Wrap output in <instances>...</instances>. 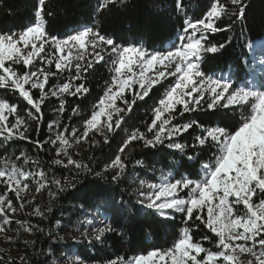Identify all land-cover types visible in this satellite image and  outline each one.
Here are the masks:
<instances>
[{
    "label": "snow or ice",
    "instance_id": "snow-or-ice-1",
    "mask_svg": "<svg viewBox=\"0 0 264 264\" xmlns=\"http://www.w3.org/2000/svg\"><path fill=\"white\" fill-rule=\"evenodd\" d=\"M126 4L127 0H101L95 12L103 14L105 10L111 11L113 7ZM248 7L245 0H210V7L201 18L183 20L181 30L171 41L173 47L164 50H149L143 43L119 44L114 37L102 34L95 25L75 27L64 38L50 35L46 17L53 16V12L48 9L47 0H37L33 11L34 22L19 30H0V89L18 91L35 110V114L28 111L25 119L16 114V104L10 103L7 98H0V149L3 153L8 152L15 139L33 142L27 135L31 130L29 121L42 122L41 104L49 92L58 97L87 94L89 88L83 82L76 84L75 81L85 80V74L93 65L104 61L111 65L113 72L111 84L105 92L112 108L107 113V119L101 123L104 115L102 106L105 104V100L101 99L99 110L93 111L91 118L84 121L81 136H77L79 129L76 126L71 127L69 134V125L65 124L61 131L60 122L54 120L48 125L51 135L47 140L41 142L37 139L34 142L40 149L45 144H59L56 155L67 159L64 167L74 166L91 171L87 165L73 159L69 151L73 142L87 138L90 131L103 135L106 128L108 132H113V113L119 116L115 121L116 129H119L125 116L119 115L124 109L115 107L117 100L123 101L130 112L137 99L148 97L155 85L168 77L175 78L174 85L164 92L152 109L153 118L147 128L151 137L144 132H133L119 151L123 152L132 141L141 140L145 148L166 146L170 150H178L193 165L199 162V171L195 174L186 173L177 177L175 171L169 169L161 174L158 182L140 179L136 204L153 211L160 218L161 226H167V221L174 220V213L184 214L186 223L194 218L214 235L215 247L219 250L203 246L205 241L212 242L210 236L204 235L200 241H194L190 228L185 227L172 247L154 248L147 254H137L127 260L117 257L108 264H220L221 260L223 264H237L239 253H247L254 258L248 264H264V77L259 84L253 82L234 86L231 69L214 78L215 74L209 76L201 66L206 54H216L232 43L231 39L211 43L209 35L232 31L237 23L246 28ZM172 11L186 16L183 0H174ZM218 22L223 26H218ZM261 43L264 44V40ZM49 45L51 49L47 47ZM53 63L56 72L43 66ZM14 65H23L26 70L18 72ZM136 68H139L138 74ZM64 72L68 73L67 82L54 85L46 92L49 78ZM134 84L139 85V90L134 92L129 102L124 93L131 91ZM25 85L39 89L40 99L35 100ZM205 107L213 113L223 110L224 114L214 126L206 127L195 119L173 123L185 113H194ZM78 108L72 109L73 116L80 115ZM64 111L65 100L61 98L58 112ZM14 114L15 122L10 123L8 116ZM230 121L236 122L234 129L229 128ZM194 127L199 129L194 142L191 145L186 141L180 142L184 134ZM35 130L39 133V125ZM104 139L107 142L108 137L105 135ZM204 148L214 149L208 161H200L197 149ZM21 158L24 164H40L39 160L23 152L16 156V160ZM53 163L63 164V160L55 159ZM4 165L0 168V183L14 192L17 200L21 199L22 192L28 190L29 185L25 181L30 177L36 180L38 192L49 185L54 186L55 191L49 193L53 199L68 188L78 190L77 184L67 177L63 180L54 175L49 178L43 168L36 172L24 171L9 158L4 160ZM137 166H142V162L137 161ZM110 167L118 169L112 175V181L121 182L127 178V164L120 155L115 157ZM239 205H243L246 211L240 213ZM24 207L25 202H21L20 209ZM119 207L123 210L125 206L121 202ZM51 211L49 207L47 212ZM16 212L8 192L0 194V232L12 223L9 214ZM32 214L45 217L39 206ZM38 227L29 225L27 230ZM113 231L115 229L108 225L96 228L95 240L101 241L106 233ZM72 264H85V260L76 254Z\"/></svg>",
    "mask_w": 264,
    "mask_h": 264
},
{
    "label": "trees",
    "instance_id": "trees-1",
    "mask_svg": "<svg viewBox=\"0 0 264 264\" xmlns=\"http://www.w3.org/2000/svg\"><path fill=\"white\" fill-rule=\"evenodd\" d=\"M100 2L101 0H47L48 9L53 12V16L46 17L48 33L64 38L75 27L85 24L95 25L102 34L114 37L119 44L143 43L149 50H164L167 44L172 45L171 41L181 30L185 18L195 21L210 7V0H183L186 8L185 16L172 11L174 0H127L126 6L113 7L111 11L105 10L101 14L95 12ZM245 2L249 5L246 9L247 27L237 23L232 31L209 35L211 43L218 44L228 39H231L232 43L216 54H206L201 65L209 76L215 74L214 78L231 69L234 86L247 84L250 75L255 74L257 66H252L251 59L254 53H251L248 44L253 45L259 41V48L264 47L261 43L264 40V0H245ZM36 3L37 0H0V30H19L34 22L36 18L33 11ZM224 22H227L226 18ZM218 26L223 25L218 22ZM242 31L243 35H241ZM47 47L51 49L50 45ZM37 64L39 65L40 62L37 61ZM43 66L52 72L57 71L54 63ZM13 67L21 73L26 70L23 65ZM85 77V80H77L75 83L83 82L90 90L87 94L77 96L65 94L63 97L52 96L49 90L54 85L67 82L68 73H58L50 77L45 86V91L49 92V95L41 104L43 120L29 121L31 130L27 135L33 142L15 139L11 142L7 153H3L0 149V168L5 166L4 160L9 158L24 171L36 172L39 168H43L49 178L53 175L62 180L67 177L77 184L78 189L68 188L53 199L49 193L55 191L54 186L49 185L38 192L36 180L30 177L25 181L29 185L26 197L17 200L15 193L0 183V194L8 192V198L17 208V212L10 215L12 223L1 232L5 235V239L0 237V264H53L54 261L58 264L67 255L75 259L76 254L84 258L85 264H108V261L117 257L127 260L137 254H147L154 248L172 247L185 227L190 228L194 241H200L204 235L210 236L212 242L205 241L203 246L218 251L219 249L215 247L214 235L194 218L186 223L184 214H173L175 219L167 221V226H161L160 218L153 211L140 208L136 204L140 179L158 182L161 174L167 173L169 169L174 170L177 177L180 174H195L199 171V162L193 165L178 150H170L166 146L157 149L145 148L141 140L132 141L123 152L119 151L133 132H144L151 137L152 134L147 132V128L153 118L152 109L157 106L164 92L173 85V78L155 85L150 90L149 96L143 100L137 99L130 112L123 101L117 100L116 107L124 109L119 115L125 116L120 128L116 129L114 122L113 132H108L105 128L103 135L94 131L89 133L80 152L71 148L70 154L73 159L87 165L91 171L77 169L74 166L64 167V163L54 164L53 161L58 159L56 148L59 144L55 146L45 144L43 149L37 147L34 143L37 139L44 142L51 135L48 132V125L54 120L60 122L61 131L65 124L69 125V134L71 127L76 126L79 129L77 136H81L84 131V121L91 118L92 112L96 111L99 101L105 96L107 87L111 84L113 77L111 65L104 61L94 64ZM262 77L264 74L258 73L256 77H252V80L258 79L261 82ZM25 87L30 90L35 100L40 99L39 89H31L30 85ZM136 91L137 88L127 90L124 93L125 99L131 102ZM0 98H7L10 103L16 104V114L25 119L28 111L35 114V110L27 104L18 91L0 89ZM61 98L65 100L63 113L58 112ZM77 106L80 115L73 116L72 109ZM223 114V110L213 113L205 107L194 113H185L173 123L195 119L206 127L214 126ZM70 116L71 120H69ZM15 118V114L10 115L9 122L14 123ZM118 118L117 115L115 121ZM37 125H39V133L35 130ZM228 126L234 129L237 125L235 121H230ZM197 134L199 129L194 127L184 134L180 142L186 141L191 145ZM105 135L108 137L107 142L104 139ZM197 151L200 152V161H208L214 149L204 148ZM21 152L39 160L40 164L31 162L24 164L23 158L16 160V156ZM117 155H120L127 164V178L121 182H114L111 179L118 171L117 168L110 167ZM137 161H141L142 166H137ZM96 173L101 175L97 176ZM21 202H25L22 210ZM121 202L125 206L123 210L119 207ZM37 206L45 212L44 218L32 214ZM49 207L52 209L50 213L47 212ZM237 208L240 213L246 211L242 205ZM95 213L105 216L108 226L113 227L115 231L106 233L101 241L80 245L69 243L68 232L77 227L81 218ZM16 221L24 223L19 224ZM29 225L39 227L27 230ZM196 225L198 227H195ZM60 237L63 239H59ZM4 247L16 252L19 258L11 257Z\"/></svg>",
    "mask_w": 264,
    "mask_h": 264
},
{
    "label": "rangeland",
    "instance_id": "rangeland-1",
    "mask_svg": "<svg viewBox=\"0 0 264 264\" xmlns=\"http://www.w3.org/2000/svg\"><path fill=\"white\" fill-rule=\"evenodd\" d=\"M170 47H173V45L171 44H167L165 46V49H168ZM261 51V52H260ZM251 52H253V56L252 58V65L257 66L255 68V74L252 76L258 75V73H263L264 74V47H260L258 46V44H253L251 46ZM259 53V54H256ZM135 72L138 74L139 73V68L135 69ZM151 73H149L150 75ZM138 78V76L136 77ZM173 78L174 79V83H175V78L174 77H168L165 80H169ZM260 78V77H259ZM163 80V81H165ZM251 81H249V84ZM253 82H255L256 84H259L260 80H254ZM252 82V83H253ZM173 83V85H174ZM133 88H137V90H139V85L138 84H134ZM127 91V90H126ZM125 91V92H126ZM102 99L105 100V104L102 106L104 109V115L101 117V123H103L106 119H107V113L109 111H112V108L110 106V101L104 96ZM117 102V101H116ZM116 102H115V107H116ZM99 110V107L97 105V109L96 111ZM7 114V113H6ZM116 114L113 113L112 116V121L111 123L115 122V118H116ZM10 115L8 116V121H9ZM92 131H90L89 133H91ZM84 143H85V138L84 139H80L79 142H73L72 144V149H74L76 152H80L83 147H84ZM71 148L69 149V151L71 150ZM58 159H62L64 164H67V159L64 157H58ZM112 168V167H111ZM114 169V168H112ZM26 191L21 193V198H25L26 196ZM181 195H184L183 193ZM243 206V205H242ZM174 214H181V213H174ZM9 215H13V214H9ZM105 225H108V221L107 218L99 213H95V214H89L87 217L85 218H81L80 222L78 223L77 227L74 229H71L68 234H67V241L71 244H84V243H90V242H97L95 240V229L99 228V227H104ZM0 237H2V239H5V235H3V233L0 232ZM5 250L8 252V254H10L11 257L18 259L19 256L16 252L12 251L11 249H9L7 247H4ZM254 258L251 257L250 254L247 253H239L237 256V264H248L249 260H253ZM75 260L74 258H72V256L67 255L63 258L62 261H60L58 264H72V261ZM220 264H223V261H220Z\"/></svg>",
    "mask_w": 264,
    "mask_h": 264
},
{
    "label": "bare ground",
    "instance_id": "bare-ground-1",
    "mask_svg": "<svg viewBox=\"0 0 264 264\" xmlns=\"http://www.w3.org/2000/svg\"><path fill=\"white\" fill-rule=\"evenodd\" d=\"M252 84V82H250Z\"/></svg>",
    "mask_w": 264,
    "mask_h": 264
}]
</instances>
